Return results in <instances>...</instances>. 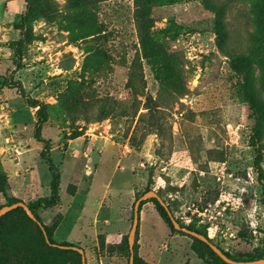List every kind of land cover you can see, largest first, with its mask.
Masks as SVG:
<instances>
[{"label":"rangeland","instance_id":"obj_1","mask_svg":"<svg viewBox=\"0 0 264 264\" xmlns=\"http://www.w3.org/2000/svg\"><path fill=\"white\" fill-rule=\"evenodd\" d=\"M238 1L232 10L242 21L236 11L258 0ZM55 2L60 16L46 23L34 15L23 22L24 0H0V205L6 196L27 203L50 192L42 144L33 138L37 108L24 100L55 107L94 77L83 65V43L68 42L60 27L64 1ZM102 5L99 18L116 33L107 47L111 69L94 79L93 92L128 102L119 45L135 44L132 0ZM152 14L151 37L177 59L183 91H162L159 66L142 61L143 93L132 97L141 104L146 94L158 98L166 107L164 133H154L146 120L135 127L136 119L118 117L65 123L47 118L42 137L50 140L49 154L60 171V204L40 217L57 221L54 241L81 248L86 264H128L129 254L99 250L97 236L119 243L128 235L135 194L149 189L175 220L205 230L224 251L251 253L264 230V124L255 129L251 110L236 98L237 77L217 49L214 15L200 0H161ZM250 72L256 80L261 76L257 65ZM72 134L78 136L67 139ZM193 242L173 232L152 202L141 205L138 264H203L192 253Z\"/></svg>","mask_w":264,"mask_h":264},{"label":"trees","instance_id":"obj_2","mask_svg":"<svg viewBox=\"0 0 264 264\" xmlns=\"http://www.w3.org/2000/svg\"><path fill=\"white\" fill-rule=\"evenodd\" d=\"M26 13L23 22L32 15L44 19L46 23L54 22L60 16L59 6L55 0H24ZM63 16L60 27L67 32L66 39L70 43L82 42V50L85 54L83 65L90 70L91 78L83 89H70L65 93L59 103L55 106H47L36 100H24L23 92H20L22 99L35 111L36 123L33 130V138L40 144V158L46 162L50 175L49 194L46 197H39L31 202L24 203L18 198L5 197V205L16 202H23L31 210L35 218L42 225L46 236L51 244L56 243L53 239L57 221L51 224L45 223L40 214L51 210L60 204V171L53 162L49 151L51 142L42 137V127L47 118L54 117L74 122L82 119L85 122H99L105 118L118 117L134 121L135 127L146 120L148 128L154 133H164V120L166 107L160 101L146 94L141 104L132 97L135 92L143 93L145 81L142 75V61L159 66V84L161 90L168 93H181L183 83L178 70V62L174 55L166 52L164 47L153 41L151 37L154 22L152 10L159 5L161 0H132L131 23L135 35L134 45H119L121 64L128 70L126 88L129 89L131 98L128 102L117 101L110 96H98L93 92V82L96 77L107 73L111 69L112 54L107 48L115 39L116 30L108 29L106 24L100 20L99 13L104 4L110 0H63ZM201 3L214 15V33L218 51L228 60L230 69L237 77L236 98L247 104L255 118V129L259 130L264 124V0H258L249 10L238 9L236 14L242 16L243 20L238 21L237 15L232 8L238 0H200ZM246 5V4H245ZM238 23V25L236 24ZM21 27V37L15 42L20 48L22 37L25 34L24 24ZM128 53H132L128 56ZM175 59V61H174ZM257 65L260 71V78H253L250 68ZM82 95L86 98L83 99ZM143 112H138L139 108ZM78 134H72V139ZM132 142V137H131ZM149 189L141 194H135V201ZM150 201L154 204L159 217L167 226L176 233L188 235L194 240L192 253L202 261L203 264H228L217 256L210 247L203 241L173 228L165 209L155 198L144 199L141 205ZM264 204V197H263ZM172 214V210L168 207ZM133 217V216H132ZM179 225L191 231L207 237L205 230L196 229L194 224L183 225L178 219ZM138 224L133 245V264H138L136 255V239ZM259 246L251 253L231 255L218 247L227 257L234 261H252L264 258V230ZM59 245L75 246L63 242ZM99 250L107 249L110 253L129 254L127 235L121 238L119 243H106L102 234L97 236ZM78 247V246H77ZM0 264H81V255L74 250L61 249L46 243L40 227L24 211L17 207L0 215Z\"/></svg>","mask_w":264,"mask_h":264},{"label":"water","instance_id":"obj_3","mask_svg":"<svg viewBox=\"0 0 264 264\" xmlns=\"http://www.w3.org/2000/svg\"><path fill=\"white\" fill-rule=\"evenodd\" d=\"M148 198H155L157 199V201L160 203V205L165 209V211L168 214V217L173 225V228L179 231H182L186 234H189L201 241H203L204 243H206L210 249L217 255L219 256L224 262L228 263V264H264V258L261 259H257V260H252V261H234L232 259H230L229 257H227L218 247H216L215 245H213L211 242L208 241L207 238H205L203 235L196 233L195 231H191L188 230L186 228H183L179 225V223L173 218L172 214L170 213V211L168 210L166 204L160 199V197L153 191H148L145 192L142 196H140L135 202H134V211H133V219H132V224L129 230V233L127 235V244H128V248H129V259H128V264H133V259H134V251H133V245L135 242V233H136V228H137V224H138V207L139 204L142 200L144 199H148ZM17 207H21L24 209V211L26 212V214L34 221L38 224V226L40 227V229L43 232L45 241L47 244L54 246V247H58L61 249H69V250H74L77 251L80 255H81V264H86L85 263V259H84V252L81 248L77 247V246H65V245H59V244H51L46 236V233L42 227V225L40 224V222L37 221V219L35 218V216L33 215V213L31 212V210L28 208V206L26 204H24L23 202H16L10 205H5L3 207L0 208V215L15 209Z\"/></svg>","mask_w":264,"mask_h":264},{"label":"crops","instance_id":"obj_4","mask_svg":"<svg viewBox=\"0 0 264 264\" xmlns=\"http://www.w3.org/2000/svg\"><path fill=\"white\" fill-rule=\"evenodd\" d=\"M12 3V2H11ZM12 7V8H11ZM11 7H10V9L12 10L13 8H14V6H12V4H11ZM156 248H157V246H156Z\"/></svg>","mask_w":264,"mask_h":264}]
</instances>
